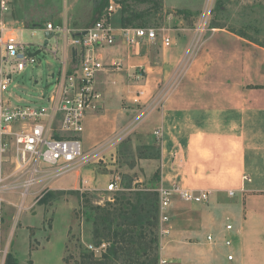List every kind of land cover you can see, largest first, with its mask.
<instances>
[{"label":"crops","instance_id":"crops-1","mask_svg":"<svg viewBox=\"0 0 264 264\" xmlns=\"http://www.w3.org/2000/svg\"><path fill=\"white\" fill-rule=\"evenodd\" d=\"M7 1L9 11L3 14L9 17L5 15L2 23L12 27L23 16L17 20L12 1ZM164 7L166 13L185 10L168 7L165 0ZM91 15L92 7L84 26ZM172 19L180 27L164 33L173 41L170 48H165L161 41L125 43L118 32L122 28L120 15L118 26H113L118 34L116 43L104 49L102 56L106 65L121 62L123 68L98 75L104 107L93 115L96 117L89 130H100V145L123 126L120 119L126 113L142 108V130L149 134L159 132L162 187L170 188L176 183L196 191L214 192L204 204L174 198L168 210L171 234L163 240L159 261L264 264V48L246 47L242 38L224 29L210 30L203 41L206 29L185 27L180 15L170 14L167 22ZM53 24L56 29H63ZM63 25L69 28L66 21ZM1 55L0 49V61ZM176 75L177 82L169 84ZM139 92L144 95L137 104ZM76 176L79 175H75V184L79 183ZM245 176L251 181H244ZM56 182L48 186L49 191L69 188ZM40 186L33 187L32 193L39 192ZM80 187L81 183L79 188L69 190ZM230 192L234 195L230 196ZM69 206L66 204L60 211L63 221L58 233L54 234V222L49 236L27 233L15 247L11 244L10 263L74 264L67 260L72 255L73 241ZM217 213L229 218L228 223L234 228L230 234L223 233ZM24 219L31 226L39 222L33 216ZM16 228H12L10 240ZM212 231L223 233L232 246L225 251L222 241L210 247L206 237ZM86 246L94 253L99 249L89 243ZM229 255L233 256L232 261L228 260Z\"/></svg>","mask_w":264,"mask_h":264},{"label":"rangeland","instance_id":"rangeland-1","mask_svg":"<svg viewBox=\"0 0 264 264\" xmlns=\"http://www.w3.org/2000/svg\"><path fill=\"white\" fill-rule=\"evenodd\" d=\"M11 1L15 10V18L19 20L23 16V20H20L19 24L10 27L15 31L17 30L22 40L30 45L29 51L31 53L37 51L38 46L44 41L45 24L53 22L64 28L63 24L66 21L69 28L75 32L89 28L98 18V14L94 10L93 0ZM165 3L168 7L175 6L185 10H182L181 13L177 10L166 13L163 0L164 11L157 17H153L147 28L159 29L162 31L161 34H168V30L180 27L178 23L174 22L175 19L167 22L168 16L170 14L180 15L185 19V27L194 28V30L206 29L205 34H203V41L210 30L224 29L242 38L246 47L256 45L264 48V0H165ZM91 7L92 15L84 26L83 22L87 20ZM3 13L0 8V22L4 20L5 15L9 17ZM193 16H195V19ZM119 17L120 12H117V10L111 15L110 24L112 27L118 26ZM35 25L38 26L35 27ZM6 26L8 27L7 24ZM170 33H173V31ZM4 34L0 32V40ZM57 41L61 46L63 45V34L58 36V40L53 39L50 41L48 48L38 55V65L27 68L15 78L10 92L21 97L23 101L37 100L40 104L46 105L43 98H46L52 91L54 83L52 73H58L60 68V63L50 53V50L53 51L57 45ZM197 48H200V44ZM198 49H196V52ZM61 55L62 53H59V57ZM175 83L176 81L172 79L169 84L174 85ZM140 110L139 112L126 113V117L120 119L122 121L120 125L123 126L100 145V140L103 138L100 137V130L96 127L89 130L92 127V119L96 116L87 118L85 121L86 130L81 136L83 149L86 151L89 147L92 148L86 151V153H90L99 148L96 153L100 151V156L98 159L96 158L87 163L79 171V176H76L79 183H74L76 182V174L66 175L58 180V185L69 186L67 190L49 191L46 188L37 193H32L26 203L27 209L22 212H19L16 207L19 200L16 195L5 197V202L2 204L5 214L3 231L5 238H9L12 228L17 227L11 238V244H14V247L27 233L30 236L37 233L41 237L49 236L54 222L57 227L54 228V234L58 233L63 221L60 217V211H62V207L64 208L66 204H69L72 211L73 230L71 231V238L73 241L71 245L72 255H69L67 260L74 264H81L83 255L86 254V244L89 243L93 246L98 242L97 238L94 237L97 226L101 229L100 221H96L95 209L97 207H105L108 203H112L115 194L128 196L151 191L158 196V190L162 187L160 183V138L153 133L149 134L142 130L141 118L144 116L145 111L142 115V108ZM136 122L138 125L132 126ZM116 178L118 179L120 191L108 193L106 190L108 185ZM83 179L91 180V191L82 193L79 189L69 190L75 186L79 188ZM210 192L212 195L214 194L213 191ZM33 202H36L35 206ZM26 216L37 217L39 222L31 226L24 219ZM215 217L222 223L223 233L230 234L226 230L228 221L220 213H217ZM219 231L217 230V232ZM217 232L212 231L211 233L214 242L211 245L209 244L210 247L224 240V234H218ZM206 242L209 243L207 237ZM102 245L94 253L98 259L101 258L102 253L97 251L106 249ZM221 247L225 251L229 249L224 244ZM160 251H162L161 248ZM11 263L13 264V262Z\"/></svg>","mask_w":264,"mask_h":264},{"label":"built area","instance_id":"built-area-1","mask_svg":"<svg viewBox=\"0 0 264 264\" xmlns=\"http://www.w3.org/2000/svg\"><path fill=\"white\" fill-rule=\"evenodd\" d=\"M0 8L2 12H8L9 2L1 0ZM118 9L120 5L111 0L103 17L82 31L86 34H75L66 26L58 30L51 22L45 25L44 31L53 33V39L58 40L60 34L64 37L62 46L57 41L54 50H50L60 68L58 73H52V91L43 98L46 105L37 100L23 101L10 92L17 76L38 65V56L33 55L36 51H29L30 45L15 30L0 22V32L5 33L0 40V264H11V240L5 238L3 231L5 214L2 204L5 197L16 195L19 199L16 207L22 212L27 209L26 203L33 187L42 185L45 190L70 173L78 175L87 163L100 156V151L96 153L99 148L90 153L84 151L81 136L85 132L87 118L98 115L104 107V93L98 86V75L106 70L121 71L123 68L121 62L106 65L102 56L104 49L116 43L118 34L110 19ZM118 32L129 45L145 41H161L165 48L173 45L169 36L155 28L130 27L121 28ZM59 53H62L60 57ZM173 80L177 82L178 76ZM143 95L144 92H139L135 103L138 104L139 97ZM155 135L159 137V132ZM243 180L251 181L247 176ZM91 189V180L83 179L80 192ZM106 190L108 193L119 192L118 179L113 180ZM210 195V191H196L176 183L170 188L161 187L158 190L161 250L163 240L171 234L168 210L174 198L185 203L204 204L209 201ZM226 220L230 222L229 218ZM233 229L231 223L226 225L228 232ZM207 240L210 244L214 242L212 235ZM223 244L230 248L232 241L224 237ZM102 247L105 249L106 245ZM228 260L232 261L233 256L229 255ZM159 264L170 262L160 259Z\"/></svg>","mask_w":264,"mask_h":264},{"label":"trees","instance_id":"trees-1","mask_svg":"<svg viewBox=\"0 0 264 264\" xmlns=\"http://www.w3.org/2000/svg\"><path fill=\"white\" fill-rule=\"evenodd\" d=\"M111 0H93L100 20ZM120 5L121 27L147 28L163 10V0H113ZM141 6V7H140ZM140 7V8H139ZM181 13L182 11H178ZM188 14V13H187ZM186 14V16H187ZM100 221L94 248L106 244L101 258L87 248L81 264H158L160 251L159 199L151 191L135 195L115 194L112 203L95 209Z\"/></svg>","mask_w":264,"mask_h":264},{"label":"water","instance_id":"water-1","mask_svg":"<svg viewBox=\"0 0 264 264\" xmlns=\"http://www.w3.org/2000/svg\"><path fill=\"white\" fill-rule=\"evenodd\" d=\"M82 34H86V32H84ZM53 37H54L53 33L45 32V38H44L43 43L41 45H39V49L33 55L38 56L44 50H46L48 48V46L50 45V41L53 39ZM72 53H73V57H75V55H76L75 49L72 50Z\"/></svg>","mask_w":264,"mask_h":264}]
</instances>
